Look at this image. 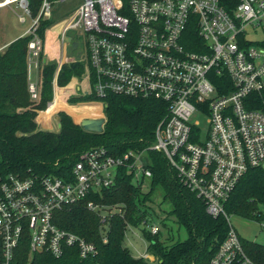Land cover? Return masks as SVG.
Masks as SVG:
<instances>
[{"label": "built area", "instance_id": "1", "mask_svg": "<svg viewBox=\"0 0 264 264\" xmlns=\"http://www.w3.org/2000/svg\"><path fill=\"white\" fill-rule=\"evenodd\" d=\"M65 1L43 0L36 18L28 0L6 5L17 3L32 19L26 34L34 35L28 46L34 101L41 98L34 73L45 46L35 31L40 19L52 18L54 6ZM19 21L26 19L20 16ZM61 23V49L70 30L85 36V55L76 60L86 65L81 79L86 85H80L79 93L154 98L167 104L152 149L164 153L210 215H224L229 222L227 237L208 264H256L224 204L250 169H264V111L257 108L264 103V0H83L52 28ZM87 103L105 111L103 101ZM38 116L40 129H53L39 123ZM149 163L147 152L113 156L99 148L74 162L69 179L0 172V264H25V259L31 264L38 254L78 260L96 256L94 243L54 222L55 212L86 202L90 211L100 213L106 242L107 221L124 216L125 206L106 205L93 197L115 187L121 169L139 188L150 186ZM141 225H147L144 230L151 235L161 233L156 224ZM132 227L127 224L126 238ZM138 258L156 262L148 252Z\"/></svg>", "mask_w": 264, "mask_h": 264}, {"label": "trees", "instance_id": "2", "mask_svg": "<svg viewBox=\"0 0 264 264\" xmlns=\"http://www.w3.org/2000/svg\"><path fill=\"white\" fill-rule=\"evenodd\" d=\"M42 1L28 0L32 18L39 15ZM57 23L53 17L40 19L35 34L43 45L46 32ZM33 38L34 35L28 33L0 51L1 174L20 177L54 175L69 179L74 162L84 152L103 148L113 156H121L129 151L147 152L152 179L149 192L144 193L133 183L131 176L121 169L116 186L93 197L106 205L125 206L124 216L113 215L107 221L109 230L106 233V242L102 234L101 215L90 211L86 202L55 212L54 222L60 228L94 243L98 250L96 256L78 260L69 256L56 259L49 254H38L31 264H208L226 239L229 222L224 215H210L204 200L181 182L164 153L152 149L156 141L157 127L168 113L167 104L154 98L119 95L98 98L94 94L72 96L68 99L70 104L61 102L58 97L73 90L75 81H70L74 77L81 80L86 65L76 61L63 64L58 70L59 63L48 60L44 51L38 59L41 98L34 101L29 92L28 77V46ZM52 46L57 48L59 42L57 45L53 40ZM55 81L59 87L64 88L57 89L53 101ZM101 101L106 103V124L103 132L97 134L83 130L78 123L81 120L105 118L101 105L87 103ZM49 103L51 105L48 108ZM257 108L264 111V103H260ZM54 110H64L69 114H58L60 129H40L36 120L38 112L41 111L38 116L39 123L49 128L51 124L46 122L43 115L46 112L53 115ZM156 187L163 190L164 200H168L172 206L170 213L176 217L178 224L187 230L189 236L184 241L167 246L161 239V233L151 235L144 230V236L149 241L147 252L156 257V262L151 263L144 258L133 256L124 242L128 223L137 227L147 221L149 212L143 207L151 201ZM260 206L264 207V169L253 168L238 182L224 204V211L229 218L235 216L259 220L262 218ZM241 242L245 252L256 264H264L263 244L246 239H241ZM25 264H28V259H25Z\"/></svg>", "mask_w": 264, "mask_h": 264}, {"label": "rangeland", "instance_id": "3", "mask_svg": "<svg viewBox=\"0 0 264 264\" xmlns=\"http://www.w3.org/2000/svg\"><path fill=\"white\" fill-rule=\"evenodd\" d=\"M82 3L83 0H67L59 5H55L54 14L52 16L53 19L59 23L60 21H62L63 19L69 17L72 13H74V11ZM20 16H23L26 19L25 23H21L19 21ZM31 26H32V19L24 13L23 9H21L17 3L11 4L10 6L1 7L0 8V47H2L8 42H13L16 39H18V37L21 34H24L27 30H29ZM60 26L61 25L59 24L56 27L52 28V32H57ZM260 36L261 35H254V37H260ZM69 38L72 39V42L69 41ZM64 51L69 58L68 62H66L65 64H72L73 62H76L77 58H82L85 55V51H86L85 36L79 34L78 30H70L67 33V39H66V45ZM80 94L81 93H78L77 95ZM68 104L70 103L68 102ZM78 104H85V103H78ZM71 105H76V104H71ZM59 111L60 112H57L52 119L53 120L52 123L54 124L56 123L55 119L59 121L58 114L61 112H65L64 110H59ZM103 114L105 116L104 112ZM43 117L46 120V122H48V124H51L52 114L50 112H46L43 115ZM52 128L53 129L50 128L48 130L56 131L54 126ZM149 190H150L149 183H146L142 191L144 193H147L149 192ZM143 209L149 212V216L147 219L148 225L150 226L152 224H156L160 227L161 239L166 243L167 246H171L178 241H184L188 238L189 235L187 230L183 226L178 224L176 217L170 213L172 206L170 202H168V200H164V192L160 187H156L153 190L151 201L146 203V206L143 207ZM259 211L262 217L259 220L256 219L247 220L233 216L229 218L230 219L229 221L241 239L255 241L264 245V207L260 206ZM147 227H148L147 225H140L137 227L134 226L132 227V230H129L127 232V238L125 239L124 245L131 251V253L135 257L141 256L147 252V246L149 245V241L146 239L143 233L144 229H146ZM154 258L156 259L155 256Z\"/></svg>", "mask_w": 264, "mask_h": 264}, {"label": "crops", "instance_id": "4", "mask_svg": "<svg viewBox=\"0 0 264 264\" xmlns=\"http://www.w3.org/2000/svg\"><path fill=\"white\" fill-rule=\"evenodd\" d=\"M50 30H48L46 32V40H45V46H44V54L47 57V59L50 60V61H57L59 63V65L65 64L66 62H68V59L69 58H68L67 54H65L64 49H61V46H58L56 49L52 47L51 50H48L49 42H50V40H52L50 38L51 36H49V31ZM28 31L29 30H27L24 34H21L20 36H24ZM20 36L18 38H20ZM58 36H59V34L55 37V42H57V45H58V42H59V45H60V41H59V37ZM69 39H71V38H69ZM10 43L11 42H8L5 45H3L2 47H0V51L1 50H4ZM78 59H80V58H77L76 60H78ZM34 80L37 81L38 84L41 83V79H40V76H39L38 72H35L34 73ZM73 81H75V84L77 85L76 86V89H73V91H71L69 94H64V95L60 96L59 99H60L61 102H64V103L68 104V102H67L68 99L71 96L77 95L79 93L78 90H79L80 85L82 87H85V85H86L85 82L80 81V79L79 78H76V77L72 78L71 82H73ZM58 88H64V87H59L57 85V83H55L54 84V93H55V95H56V91H57ZM57 112H60V111H56L53 114L52 119H53V117L55 116V114ZM52 119H51V126L52 127L54 126L55 129H56V131H58L60 129L59 128L60 123H59V121H57V119L54 118L56 120V123L54 124V123H52V121H53Z\"/></svg>", "mask_w": 264, "mask_h": 264}, {"label": "water", "instance_id": "5", "mask_svg": "<svg viewBox=\"0 0 264 264\" xmlns=\"http://www.w3.org/2000/svg\"><path fill=\"white\" fill-rule=\"evenodd\" d=\"M79 124L81 125L83 130H85L87 132L100 134L104 130L106 120H105V118H93V119L87 118V119L81 120V122H79ZM60 127H61V125H59V128Z\"/></svg>", "mask_w": 264, "mask_h": 264}, {"label": "bare ground", "instance_id": "6", "mask_svg": "<svg viewBox=\"0 0 264 264\" xmlns=\"http://www.w3.org/2000/svg\"><path fill=\"white\" fill-rule=\"evenodd\" d=\"M11 3V0H3V1H0V8L1 7H4V6H6L7 4H10ZM61 26H60V28L57 30V32H54L55 34H52V32H51V30L49 31V36H51L50 38L52 39V40H50V42H49V47H48V50H51V48L53 47L52 46V41L53 40H55V37L60 33V31H61V28H62V26H63V24L61 23L60 24ZM52 29V28H51ZM60 46V45H59ZM53 48H55V47H53ZM56 49V48H55ZM74 89V88H73ZM71 91H73V90H71ZM70 93V92H69ZM68 93V94H69Z\"/></svg>", "mask_w": 264, "mask_h": 264}]
</instances>
